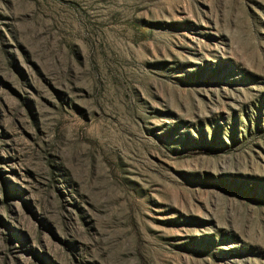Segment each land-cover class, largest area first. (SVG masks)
Listing matches in <instances>:
<instances>
[{
	"label": "rangeland",
	"instance_id": "1",
	"mask_svg": "<svg viewBox=\"0 0 264 264\" xmlns=\"http://www.w3.org/2000/svg\"><path fill=\"white\" fill-rule=\"evenodd\" d=\"M0 264H264V0H0Z\"/></svg>",
	"mask_w": 264,
	"mask_h": 264
}]
</instances>
